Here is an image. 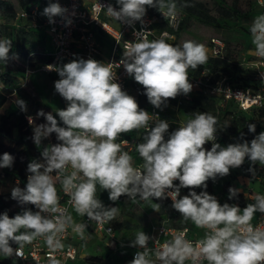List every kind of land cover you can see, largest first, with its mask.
<instances>
[{
    "label": "clouds",
    "instance_id": "9594fccd",
    "mask_svg": "<svg viewBox=\"0 0 264 264\" xmlns=\"http://www.w3.org/2000/svg\"><path fill=\"white\" fill-rule=\"evenodd\" d=\"M116 4L118 9L106 6L107 14L130 26L135 22L143 24L146 6L157 8L163 15L177 14L175 0H116ZM41 15L50 24L60 17L65 26H70L75 12L50 0ZM145 32H134L136 41L128 42L119 65L143 86L148 102L162 109L169 99L192 91L188 71L208 61V49L193 40L178 45L162 39L149 41ZM250 33L256 55L264 58V14L254 18ZM11 49L10 39H0V61L7 64L10 59H18L10 55ZM113 65L92 58L45 65L46 70L58 74L55 92L67 106L56 110L59 122L51 112L37 113L46 123L33 126V143L40 148L53 133L58 143L43 147L42 162L34 159L28 163L24 188L17 185L11 189L13 200L20 205H34L38 211L23 209L14 217H9L7 211L0 213V255L22 257L23 246L39 237L50 249H62L61 236L69 226L81 239L85 238L86 224H74L72 217L60 209L56 188L59 181L75 212L97 223L112 221L119 211L118 207H106L97 198L99 187L108 192L113 202L121 196L144 201L171 198L172 207L184 221L208 230L195 245L180 232L154 250L148 247L151 238L143 231L137 232L130 246L142 250L129 264H264V225L251 224L254 214H264V195H257L255 203L241 210L237 205H221L206 190L199 194L194 190L206 189L209 179L226 177L230 169L241 167L245 158L252 165L264 166V132L250 142L222 147L215 142L218 121L210 113L197 112L170 133L166 120L150 126V114L115 82ZM15 105L27 111L23 99H17ZM28 122L33 125V117L29 116ZM141 128L148 129L144 142L136 147L143 164L134 167L132 156L116 141L121 134ZM248 131L255 133V124H249ZM208 142H212L210 150L204 147ZM14 160L13 155L3 153L0 169L11 168ZM249 172L255 175L254 168L250 167ZM182 188L190 189L188 195L181 196ZM228 192V198L233 199L239 189L230 187ZM159 208L156 204L154 210ZM10 241L18 247L14 249Z\"/></svg>",
    "mask_w": 264,
    "mask_h": 264
},
{
    "label": "trees",
    "instance_id": "16d2710c",
    "mask_svg": "<svg viewBox=\"0 0 264 264\" xmlns=\"http://www.w3.org/2000/svg\"><path fill=\"white\" fill-rule=\"evenodd\" d=\"M177 4V11L182 15L181 27L186 25L192 17L198 18L207 24H216L220 19L226 20L230 17V9L214 1L213 6H209L206 2L201 0H175ZM33 4H38L40 10L47 6L48 0H0V39H10L12 41L11 54H15L18 59H10L7 64L0 61V82L2 87L0 89V156L7 152L15 157L14 164L11 168L0 169V213L7 211L9 217H14L23 209H31L33 211L34 205H20L17 201L11 198V189L17 185L24 188L27 183V165L32 160L42 162L41 152L43 147L58 143L55 133L49 138L43 140L40 148H37L33 143V126L46 123L44 117H37V113L43 110L45 113L51 112L59 122V117L56 115L48 102L43 98L41 90L38 91L21 82L24 78H28L30 74L42 63L48 62L51 59L49 52L45 50L47 39L45 32L39 27L23 22L22 19L17 18V13L22 9H28ZM187 4L189 6L185 7ZM153 12L157 8L151 9ZM162 25V24H161ZM251 48V47H250ZM208 61L199 66L196 70L189 69V75H196L204 67H208L213 72V78L218 75L229 76L232 80L241 85H249L251 81L250 73L238 64L241 58H235L230 51H226L224 58L208 55ZM48 79L56 80L58 75L47 74ZM133 97L139 104L140 108H144L149 102L147 96L144 94L145 89L138 84L134 78L130 79ZM23 99L27 103V111H21L16 105L9 107L6 102L12 99L14 102L17 99ZM62 100H64L61 97ZM175 106L184 118V123L194 117L197 112L210 113L216 117L218 123L217 133L219 143L222 147H226L231 143H242L244 141L250 142L260 132H264V111L251 109L249 111H242L238 109L231 102L220 104L215 98L208 97L198 90H194L191 95H178L175 99H169L167 106H163V120H166L170 127L169 133L180 127V124L173 117L170 107ZM62 109H65L63 107ZM33 117V125L28 122V117ZM250 120V124H255V133L248 131L246 121ZM61 126L62 125V122ZM148 131V130H147ZM146 130H133L128 135L134 138V146L130 155L135 163H143L142 158L136 151L138 144L144 142V136L147 134ZM167 134L165 139H167ZM205 148L210 150L211 145L206 143ZM259 163L252 165L251 162L245 158L244 164L235 168L240 170L242 174L248 176L249 168L255 169L262 177H264V170L256 168ZM230 169V174L226 177H217L215 181L209 179L207 181V188L194 189L198 194L200 191H207L210 195L217 193L219 195V203L223 205L228 203L230 205L244 206L246 203L244 192L238 188L232 179L233 175ZM174 184H179V181H174ZM239 189L238 195L233 199H229V188ZM190 189L182 188L181 196L188 195ZM108 196V192L99 189L97 191V198ZM107 201H111L108 200ZM113 202V201H112ZM118 207V215L113 219L115 231L119 229L130 230L129 237H135L137 232H146L150 217L145 207L147 203L154 206L160 205L158 210L159 220H165L167 224L182 227L191 226L192 222L184 221L180 213L172 210L170 202L167 198L157 200L155 198L148 201H133L127 196H121L116 202H113ZM34 212V211H33ZM24 231V229H21ZM10 244L15 245V242L10 241ZM103 258L100 254H88L83 257L86 264L99 263ZM0 264H15L10 257L5 258L0 255Z\"/></svg>",
    "mask_w": 264,
    "mask_h": 264
},
{
    "label": "built area",
    "instance_id": "2783aa9c",
    "mask_svg": "<svg viewBox=\"0 0 264 264\" xmlns=\"http://www.w3.org/2000/svg\"><path fill=\"white\" fill-rule=\"evenodd\" d=\"M49 2L50 0H48ZM51 2H58L62 7L69 9L70 13L72 11L75 12V15L71 17L73 22L70 26H65L64 20L60 17L55 18V24H50L48 18L41 15L43 10H40L38 4H33L28 9H22L17 13V18L28 20L36 27L43 29L52 45V51L49 52L51 59L48 62L40 64L35 71L55 74L56 72L46 70L45 65H62L79 58H92L104 63H112L114 64L113 72L115 73V82L119 83L122 90L131 96H133L130 84L132 77L127 74L123 66H120L119 63L123 58V53L128 42L136 41L134 32L146 31L144 36L149 41L162 39L173 44L175 34L180 30L182 20V15L179 11H177L175 16H167L163 15L158 9L153 12L151 10L152 7L146 6L147 11L143 17V24L135 22L130 26L127 23L118 22L115 18L107 14L106 6L108 4H111L117 9L119 8L116 0H51ZM258 3L261 6L262 14H264V0H258ZM103 36L111 39L107 53L103 52ZM210 42L212 44L210 55L221 59L224 58L226 53L224 41L214 36L210 38ZM238 64L249 71L251 77L249 85H241L226 75H218L213 78V72L208 67H204L196 75L188 74L189 82L195 90L200 91L208 97L215 98L221 105L231 102L242 111H249L251 109L264 111V58L256 55L255 46L253 45L244 53V56L241 57ZM27 81L28 78H24L21 84L24 85ZM1 87L2 83L0 82V89ZM141 109L146 110L152 117L149 122L150 126L154 125L160 119L163 120V106L162 109H157L148 103ZM250 123V120L246 121V124ZM183 124H180V126ZM262 126H264V123H262ZM139 130L147 131L148 129L141 128ZM130 132L121 134L116 141L121 145V149L127 151L129 154L134 146V138L132 135H128ZM218 139L219 135L216 133L215 142ZM208 144L212 146V142H208ZM132 162L134 167H140L143 164ZM256 168L264 170V166L261 165L256 166ZM56 188L58 196L60 197L59 206L63 214L66 216L70 215L74 224H86V230L106 238L108 248L115 249L117 241L113 220L106 223H97L91 221L87 216L82 217L78 215L71 203L70 196L63 192L59 181L56 183ZM211 195H214L219 201V195L217 193H212ZM257 195H264V190L257 192L254 197ZM167 199L170 202L171 209L175 210L172 207L171 198ZM133 201L144 200L137 198ZM103 204L106 207H116L112 201H106ZM33 211H38V209L34 207ZM251 224L254 227L264 225V214L258 212L256 219L251 221ZM207 231L204 228H197L193 223L192 227H178L167 224L165 220L158 219L157 222L149 223L145 234L151 238L148 242V247L154 250L180 232H184L185 238L192 241L195 245L197 241L204 238ZM78 239L79 234L75 233L72 227L69 226L61 236L62 249L55 251L50 249L44 238L39 237L33 240L31 244H25L23 246L22 257L13 255L10 258L13 259L15 264H51L53 260L59 261V264H71V261L77 257H85V255H81L82 248L76 242ZM10 245L14 249L18 247L17 244ZM131 248L132 252L124 259V264H129L134 258L135 253L138 250H142L138 246H131ZM96 264L119 263L107 255L106 258L103 257ZM185 264H191V261H186ZM204 264H207V262L205 261Z\"/></svg>",
    "mask_w": 264,
    "mask_h": 264
},
{
    "label": "rangeland",
    "instance_id": "374dc122",
    "mask_svg": "<svg viewBox=\"0 0 264 264\" xmlns=\"http://www.w3.org/2000/svg\"><path fill=\"white\" fill-rule=\"evenodd\" d=\"M206 2L209 6H213V2L216 1L221 5L230 9L231 15L226 20L220 19L216 24H207L198 18L192 17L189 22L181 27V29L175 34L173 45L182 44L186 40H193L198 43L204 44L208 49V55L211 54L212 44L210 42L211 37H219L225 43L226 51H230L235 58H241L244 53L253 46L252 36L250 33V26L254 18L260 14L261 6L258 0H201ZM111 22V21H109ZM44 32V30H42ZM47 44L46 48L48 51L52 50L50 44H48V36L46 35ZM104 47H107L106 45ZM33 85L36 90L40 91L43 98L48 102L51 108L56 111L67 106L65 100L61 99V96L55 92L54 82L47 80V75L38 71H33ZM195 89L192 88L191 93ZM170 111L173 117L179 124L184 123V118L180 111L175 107L171 106ZM205 147V146H204ZM231 175L235 184L242 191H246L249 186L257 189V183L255 182V175L251 172L248 176L241 173L240 170L234 169ZM108 198V196H105ZM154 205L151 203L146 204V211L148 214L154 209ZM242 210L244 207L237 205ZM152 222H157V218L150 217ZM130 230L119 229L115 231V238L117 241V250L122 253V258L119 254H112L113 250L108 248L106 241L107 239L97 233H91L87 235L85 230V238L76 240L82 247L81 255L88 254H100L104 258L112 257V259L119 263L124 264V257L132 252L131 241L135 237H129ZM88 237V239H87ZM71 264H86L83 261L82 256L77 257Z\"/></svg>",
    "mask_w": 264,
    "mask_h": 264
},
{
    "label": "crops",
    "instance_id": "0c3cea01",
    "mask_svg": "<svg viewBox=\"0 0 264 264\" xmlns=\"http://www.w3.org/2000/svg\"><path fill=\"white\" fill-rule=\"evenodd\" d=\"M23 22H26V23H28V24H30V25H32L33 27H36L32 22H29L28 20H22ZM41 29V28H40ZM41 30H43V29H41ZM46 34V33H45ZM47 35V34H46ZM48 36V35H47ZM102 43H103V52L104 53H107L108 52V49H109V47H110V43H111V39L109 38V37H107V36H103V38H102ZM48 44H50V42H49V39H48ZM107 46V47H104V46ZM50 46L52 47V45L50 44ZM45 50L47 51V52H51V51H48L47 50V48L45 47ZM38 72H41V71H38ZM41 73H44V72H41ZM44 74H48V73H44ZM54 75H58L57 73H55ZM57 79H59V76H58V78ZM56 79V80H57ZM33 73H31L30 74V76H29V79H28V81H29V83H28V85H30L32 88H35V86L33 85ZM47 80H50L51 82H55L56 80H54V79H48L47 78ZM36 89V88H35ZM6 105L7 106H9V107H15V102L12 100V99H9L7 102H6ZM255 182L257 183V189H254L252 186H249L247 189H246V191H243L244 192V194H245V199H246V203L244 204V206L243 207H246L249 203H255V197H254V195L257 193V192H259V191H262V190H264V177H262L258 172H255ZM101 201H102V203L103 202H106L107 200H108V198L107 197H101V198H99ZM154 207V209H155V207L156 206H153ZM152 210V212L149 214V217H154V218H157V221H158V219H159V214H158V211H156V210ZM257 215H258V212L256 213V214H254V217H253V219H252V221H254L255 219H256V217H257ZM152 221H151V218H150V223H151ZM87 235L88 234H91V233H94V232H92V231H89V230H87ZM76 239V238H75ZM81 238H80V236H79V239L78 240H80ZM87 239H88V237H87ZM79 243V242H78ZM82 248V247H81ZM112 250V249H111ZM112 254H119V256L122 258V253H120V251H118L117 250V247L115 248V249H113V253ZM107 255H109V254H107ZM129 255H127V256H125L124 257V259L125 258H127ZM104 257V256H103Z\"/></svg>",
    "mask_w": 264,
    "mask_h": 264
}]
</instances>
